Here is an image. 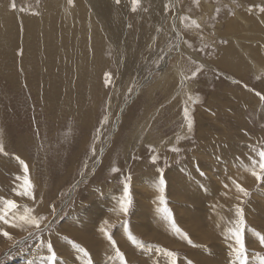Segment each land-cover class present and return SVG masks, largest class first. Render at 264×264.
Returning a JSON list of instances; mask_svg holds the SVG:
<instances>
[{
  "label": "rangeland",
  "instance_id": "374dc122",
  "mask_svg": "<svg viewBox=\"0 0 264 264\" xmlns=\"http://www.w3.org/2000/svg\"><path fill=\"white\" fill-rule=\"evenodd\" d=\"M59 1L61 4L62 0ZM120 1L121 6L116 0H103L106 6L104 23L109 25L113 23L109 21V17H113L116 8L126 3L123 7L125 11L121 13L118 11L119 14L116 12V16L114 15L116 20L122 21L126 29L119 41L121 34H116L114 40L105 39L104 30L100 29L98 24L93 30L89 29L84 33V27L78 20L75 21L78 18L76 15L72 22L64 23L61 5L56 15V19L59 20L55 19L54 28L58 32H69V35L54 46H50L51 53L38 55L41 48H38V41L34 38L31 40L35 41L36 47L28 48L21 45V39L23 38L25 43V37L23 29L18 27L15 21L10 25L17 26L21 39L17 38V29L8 27L7 31L0 32V142L4 146V151L0 152V197L15 200L20 205L18 215L22 214L25 208H29L34 210L33 214L47 217L40 230L28 228V231H34V235L21 244H15L14 241L26 237L27 231L20 232L21 229L0 222V228L10 232L14 238L9 241L0 236L2 243L0 264L17 263L20 259H24L20 264H49L47 260L50 255L47 248L49 243L57 254V264H121L115 248L99 229L103 226L116 241V247L124 254L127 264H142L145 257L154 259L155 256L167 260V264H170L163 249L177 253V264L189 262L198 264L185 255L183 250L187 248L180 246L181 242L178 239L180 234L170 228L168 221H165L168 225L163 222H157L152 226L148 224L154 221L152 217L154 214L160 219L162 217L157 211L161 207L159 202L161 178L166 182L164 196L168 207L180 229L183 227L179 225L180 220L175 214L174 207L181 206L180 210L185 212H195V209L192 207L186 209L185 207L189 205L185 199L183 202L173 204L176 201L168 197L171 196L169 193L171 190L181 189L179 191L182 195L185 194L182 189L187 185V190L192 193L198 190L204 193L202 204H208L204 207L209 213L213 212L214 208L211 206L216 203L219 211L223 208L224 231L229 230V233L238 220L236 204L243 200L239 206L243 208L247 222L246 232L253 230L245 235L246 246L250 250L249 253L252 251L256 253L249 255L248 263L259 260V256H264V245H261L259 239H256L257 241L252 239L250 242L249 234L253 232L255 235L256 233L263 235L262 230L254 228L251 223L263 220L264 216L259 217L255 206H250L249 203L255 193L261 192L264 198V184L258 181L252 185L248 190L250 196L244 198L235 191L233 179L240 184L239 176L244 173L240 167L241 160L247 165L242 155L247 153V156L251 153L248 157L254 156L258 159L256 152L264 148V100L257 95V93L264 95V72L253 74L254 77L251 74L252 77L249 76L247 80L248 72L245 69L241 72L239 70L222 72L213 64L222 59V53L219 51L226 45L228 49L224 51L234 56L231 49L233 44H229V41L236 35L232 31L238 30L243 32L245 37L253 35L248 38L257 43L255 46L262 49V52L260 51L262 55H259L264 57V12L260 10L264 7V0H194L193 9H190L193 6L190 0H164L161 5H157L159 1L154 3L153 0H139V4L133 3V0ZM13 3L16 5L15 9L12 8ZM48 3L49 0H0V5H3L0 11V24L6 22L1 21V18L7 19L9 11L10 15L15 14L13 17H22L23 20L25 16L41 17ZM151 3L154 6H151ZM73 5L74 0L71 3L67 0L66 9L70 10ZM27 6L33 11L26 10ZM153 7L156 8L154 12ZM140 9L142 11L138 12ZM147 12L150 14L146 15ZM81 16L86 18L87 23H91L93 12L89 8L88 12ZM172 25H177L176 29ZM227 28L232 30L228 31ZM4 37L7 42L3 40ZM92 37L104 39L105 45L104 43L91 45ZM118 45L121 48H116ZM45 55L49 58L47 59ZM226 57L224 55V58ZM198 59L204 63H200ZM181 66L182 70L179 68ZM247 68L250 70L249 64ZM193 72H196L194 82L198 84L197 86L193 83ZM181 75L185 76L186 82L181 79ZM192 84L195 86L193 89ZM208 104L216 108L213 110L214 113L207 109ZM185 109L188 110V118L194 122L191 132L188 130ZM215 110L220 111V116L216 115L218 112ZM184 129L187 134L182 136L180 131ZM138 130L142 133L140 136L136 132ZM136 136L140 137L139 142H136ZM216 139H220L221 142L217 153L222 156L219 163L212 159L216 153L210 149L216 147ZM199 140H202V143L198 145ZM231 142L236 143L234 146L238 147L237 152L228 148V143ZM157 143L161 148L155 146ZM206 147L213 154H210L208 164H201L199 158L208 153ZM173 148L179 151H172ZM194 155L196 160L194 159L195 162L192 164L190 158ZM153 156L158 157L155 162L152 160ZM24 164L27 165V172ZM179 168L181 174L186 171V179L185 176H181L188 184L183 183L180 174L175 176L173 173L172 170L179 173ZM170 172L172 175L169 176ZM146 173L147 176L154 175L155 179L147 182ZM171 176H175L172 181ZM126 177H130L127 183L133 202L128 214L116 222L110 218L113 215H120L117 212V209L121 212L120 206L113 210L112 207L114 198L121 200L124 195ZM28 180L34 186L32 191L35 199L17 195L18 192L25 190V182ZM214 184L219 190L215 194L217 200L211 203V199L208 201L204 195L208 192L207 188L210 192ZM225 185L229 187L226 188ZM137 186L150 191L138 194L141 190ZM151 191L153 194H150ZM218 192H223L221 199L217 198ZM229 195H233L232 203H226ZM136 196H140L141 201L146 204L145 210L148 211L143 212L142 217L147 214L145 218L147 222L149 221L143 223V226L155 227L158 230L168 228L176 234L180 243L177 240L167 243L174 246L178 244L177 247L181 248H172L159 241L147 240L134 230L132 212L137 209L134 198ZM175 196H179V193ZM152 200L154 201L149 203ZM262 200L264 199L259 201ZM94 205L99 207L98 213L91 211ZM207 206H210L209 209ZM207 211H204V214L210 215L211 213ZM89 213L92 215L88 216ZM142 220L145 221L144 217ZM104 221L108 223L105 224ZM83 226L85 227L82 228ZM123 226H126V232L124 238H119L117 232H121ZM129 231L142 242L143 247L134 245L129 240ZM183 232L187 231L183 228ZM186 234L193 240L192 244H189L185 237L181 241L186 246L199 249L200 246H193L197 245L193 237H190L188 232ZM218 241L216 242L220 244L221 241ZM232 242L233 245V238ZM77 246L85 249L87 255L79 251ZM228 248L230 247L224 244L225 252L231 257ZM67 250H70L71 256L66 255ZM202 251L209 256V249L204 247Z\"/></svg>",
  "mask_w": 264,
  "mask_h": 264
},
{
  "label": "bare ground",
  "instance_id": "6f19581e",
  "mask_svg": "<svg viewBox=\"0 0 264 264\" xmlns=\"http://www.w3.org/2000/svg\"><path fill=\"white\" fill-rule=\"evenodd\" d=\"M50 1V3H48V4H46V9H45V11L43 12V14L41 15V17H37V16H30V17H27V16H25L24 17V20H23V18L22 17H18L17 18V16L16 17H13V16H15V14L14 13H11V15H10V11H9V14L7 13V19H5V18H1V21H6L5 23L3 22V23H1L0 24V32H5V31H7L8 30V27H11V28H13V29H17V26L18 27H21L23 30V35H24V37H25V43H23V38L21 39V35H20V33H19V31L20 30H18L17 29V38L18 39H21V42L22 43H20L21 45H24V46H27L28 48L29 47H31V46H34V42L31 40V38H34L35 40H37L38 41V45H39V49L41 48V52L38 54V55H40V54H45V53H51L50 52V50H49V47L50 46H54L55 45V43H57L58 41H61V39L62 38H64V37H66L67 35H69V32H58V31H55V28H54V24H55V19H56V15H57V11L59 10V8L62 6V13L64 14V18L62 19V21L64 22V23H66V22H72L73 21V17L76 15L78 18L75 20V21H79V23L81 24V26L82 27H84V33H87V31L89 30V29H91V30H93L96 26H97V24L99 25V27H100V29L102 28L103 30H104V38L105 39H109V38H112L113 40L115 39V35L116 34H121V37L118 39V41L119 40H121V38H122V36H124V33H125V28H124V26L122 25L123 23H122V21L121 20H116L115 18H114V15H115V13L117 12V15L119 14V12L121 13V11H125L124 9H123V7L124 6H126V3H123V6L122 7H120V8H116V5H115V8H116V12L113 14V17H109V21H112L113 23L111 24V25H109V24H105L104 23V21H105V17H106V6H105V3L103 2V0H85L86 1V3H85V1L84 0H74V5H73V7L69 10V9H66V5H67V0L65 1V0H62V2H61V4H60V1L59 0H49ZM81 1H84V3L83 2H81ZM148 1V0H147ZM157 1V2H156ZM158 1H159V4H157V5H161L162 4V2H164V0H153V2L154 3H158ZM48 2V1H47ZM121 2V1H120ZM140 2V1H139ZM122 3V2H121ZM121 3H119V6H121L120 4ZM142 3V2H141ZM202 3V2H201ZM205 3V2H204ZM145 4V3H144ZM190 4H195L194 3V0H190ZM189 4V5H190ZM61 5V6H60ZM93 7H92V6ZM151 6L153 5L154 6V4H150ZM3 5H0V11L3 9V7H2ZM85 6H88L89 8H90V10L93 12V18H92V21H91V23H87V21H86V18L85 17H83V16H81V14H84V13H87L88 12V10H89V8H87V7H85ZM145 6V5H144ZM150 6V7H151ZM207 6V5H206ZM210 6V5H209ZM135 7V6H134ZM140 7V6H139ZM142 7V6H141ZM115 8H114V10H115ZM194 8V5L192 6V7H190V9H193ZM208 8V7H207ZM206 8V9H207ZM155 7H153V12L155 11ZM189 9V10H190ZM212 9V8H211ZM26 10H30V11H33V9H31V7L30 6H27L26 7ZM208 10H209V8H208ZM119 11V12H118ZM139 11H142L141 9L140 10H138V12ZM144 11V10H143ZM147 11V10H146ZM148 12H149V9H148ZM147 12V13H148ZM141 13V12H140ZM125 14V13H124ZM142 14H145V13H142ZM141 14V15H142ZM150 13H148V14H146V15H149ZM28 15V14H27ZM10 16V17H9ZM116 16V15H115ZM118 17V16H117ZM116 17V18H117ZM119 19H120V17H118ZM117 18V19H118ZM148 18V17H147ZM56 20H59V19H56ZM234 20V19H233ZM15 21V23L17 24V26H14V25H10V23L11 22H14ZM238 22V21H237ZM126 23V22H125ZM239 23V22H238ZM237 23V24H238ZM235 24V23H234ZM10 25V26H9ZM128 25V24H127ZM177 25H179V24H177ZM177 25H175V26H173L172 25V27H174V29H176L175 27H177ZM153 26V25H152ZM242 26V25H241ZM245 26V25H244ZM169 27V26H168ZM246 27V26H245ZM148 28H149V26H148ZM147 28V29H148ZM151 28V27H150ZM243 28V27H242ZM20 29V28H19ZM30 30V31H29ZM227 30L228 31H231L232 30V28H227ZM245 30V29H244ZM146 31V30H145ZM217 31V30H216ZM243 31V30H242ZM162 32V31H161ZM232 32H234L235 34V36L234 37H231L230 38V41H229V44H233V47L231 48L232 49V52L234 53V56L232 57V54L230 53V52H228V51H224V50H227L228 49V45H226V47H221L220 48V53H222V59L221 60H217L213 65H217V67L218 68H220L221 70H222V72L223 71H226V70H232V71H237V70H239L240 72L241 71H243L244 69L247 71V72H256V74H259L258 73V71H259V68L260 67H262V65L261 64H263L264 63V58H262V56H260V55H262L261 54V52H262V49L261 48H259V47H256L255 46V44H257L255 41H251V39H249L248 38V36H253L252 34H250V35H248L247 37H245V34H242L243 32H241V31H232ZM34 33H36L35 35H33ZM146 33V32H145ZM219 33V32H218ZM245 33H247L246 31H245ZM182 34V33H181ZM33 35V36H32ZM36 35H37V38H36ZM149 35V34H148ZM150 36V35H149ZM161 36V35H160ZM221 36V35H220ZM230 36H231V34H230ZM238 38H237V37ZM125 38V37H124ZM17 39V40H18ZM3 40H5V42H7V39L4 37V39ZM122 40H124V39H122ZM2 41V40H1ZM146 42V41H145ZM159 42V41H158ZM94 43H100L101 45L104 43V45H105V40L104 39H101V38H99V37H97V38H95V37H92V39H91V45H94ZM119 43V42H118ZM215 43V42H214ZM216 43H218V41H216ZM234 43H236L235 45H234ZM0 44H1V42H0ZM2 44H3V42H2ZM8 44V43H7ZM35 45H37V44H35ZM103 45V46H104ZM102 46V47H103ZM161 46V45H160ZM230 46V45H229ZM236 46H237V49L235 50V48H236ZM256 48H254V47ZM34 47H36V46H34ZM182 47V46H181ZM116 48H121V46L120 45H118ZM184 48V47H183ZM230 48V47H229ZM234 48V49H233ZM78 49V48H77ZM264 50V49H263ZM72 51V50H71ZM258 51H259V53H258ZM261 51V52H260ZM64 52V51H63ZM104 52V51H103ZM191 53V52H190ZM80 54V53H79ZM185 54V53H184ZM254 54V55H253ZM260 54V55H259ZM78 55V54H77ZM154 55V54H153ZM224 55H226L227 57L226 58H224ZM46 56V58L48 59L49 58V56L48 55H45ZM220 58V57H219ZM219 58H217V59H219ZM81 59V58H80ZM202 60H204L203 58H201ZM191 60H192V58H191ZM199 61H200V63H204L203 61H201L200 59H198ZM85 61V60H84ZM205 61V60H204ZM208 61V60H207ZM206 61V62H207ZM76 62V61H75ZM183 62V61H182ZM59 63V62H58ZM78 63V62H77ZM84 63V62H83ZM209 63H210V61H209ZM82 64V63H81ZM101 64V63H100ZM199 64V63H198ZM247 64H249L250 65V70L247 68ZM165 65V64H164ZM178 65L180 66V62H178ZM210 65V64H209ZM220 65V66H219ZM222 66V67H221ZM125 67V66H124ZM211 67V66H210ZM181 70H182V66L181 67H179ZM264 69V68H263ZM15 70H17V69H15ZM36 70V69H35ZM181 70H180V72H181ZM234 71V72H235ZM261 71V70H260ZM263 71V70H262ZM178 73V72H177ZM182 73V72H181ZM246 73V72H245ZM183 74V73H182ZM224 74V73H223ZM234 75V74H233ZM101 76H102V74H101ZM30 77V76H29ZM165 77V76H164ZM248 77V76H247ZM183 78V79H182ZM241 78H244V77H241ZM181 79L184 81V82H186V78H185V76L183 75H181ZM193 79V83H194V85H198L196 82H194L195 81V78H192ZM171 80V79H170ZM174 80V79H173ZM210 80V79H209ZM189 81H187V83H188ZM198 82V81H197ZM190 83V82H189ZM73 84V83H72ZM168 84V83H167ZM193 85V84H192ZM193 85V87H192V89L195 87ZM6 86V85H5ZM184 86V85H183ZM44 87V86H43ZM91 88V87H90ZM180 88H182V86L180 87ZM198 88V87H197ZM44 89V88H43ZM183 89H185V88H183ZM193 91V90H192ZM195 91H197L196 89H195ZM242 91V90H241ZM42 92V91H41ZM179 92V91H178ZM236 92H238V91H236ZM192 93V92H191ZM231 93V92H230ZM184 94V93H183ZM175 95V94H174ZM182 95V94H181ZM189 95V94H188ZM248 95V94H247ZM249 95H250V93H249ZM6 96V95H5ZM29 97V96H28ZM91 97V96H90ZM94 98H95V95L93 96ZM92 97V98H93ZM220 98H222L223 99V97H220ZM245 99H246V97H245ZM185 100V99H184ZM219 100V99H218ZM37 101V100H36ZM221 101V100H220ZM243 101V100H242ZM184 103H185V101H184ZM209 103V102H208ZM38 104V103H37ZM238 104V103H237ZM186 105V104H185ZM192 105V104H191ZM215 105V104H214ZM218 105H221V104H218ZM43 106V105H42ZM139 106V105H138ZM145 106V105H144ZM238 106V105H237ZM125 107V106H124ZM168 107V106H167ZM174 107V106H173ZM217 107V106H216ZM220 107V106H219ZM177 109V108H176ZM202 109V108H201ZM207 109L208 110H210V112H213V110L214 109H216V108H212V104H208L207 105ZM150 110V109H149ZM199 110V109H198ZM243 110V109H242ZM151 111V110H150ZM216 111V115L217 116H220L219 114V110H215ZM223 111V110H222ZM42 112V111H41ZM171 112V111H170ZM214 113V112H213ZM228 113V112H227ZM212 115V114H211ZM215 115V114H214ZM226 115V114H225ZM202 116H204V115H202ZM123 117V116H122ZM219 118V117H218ZM36 119V118H35ZM206 119V118H205ZM223 119V118H222ZM211 121V120H210ZM218 121V120H217ZM216 122V121H215ZM128 124V123H127ZM219 124V123H218ZM221 125V124H220ZM219 125V126H220ZM127 126V125H126ZM168 126V125H167ZM121 127V126H120ZM132 127V126H131ZM146 127V126H145ZM216 127H218V125H216ZM239 127V126H238ZM163 128V127H162ZM186 128V127H185ZM198 128H201V126H198ZM204 129V128H203ZM227 130V129H226ZM4 132V131H3ZM137 133H139V136L142 134V133H140V130H138V131H136ZM148 132V131H147ZM162 132V131H161ZM195 132V131H194ZM199 132V131H198ZM146 133V132H145ZM149 133V132H148ZM148 133H147V135H148ZM154 133V132H153ZM180 133H181V135L183 136V135H185V133H186V130L184 129V130H182V131H180ZM56 134V133H55ZM187 134V133H186ZM135 135V134H134ZM146 135V134H145ZM179 135V134H178ZM131 136H133L132 134H131ZM193 137V136H192ZM197 137V136H196ZM195 137V138H196ZM136 138H137V136H136ZM146 138V137H145ZM160 138V137H159ZM162 138V137H161ZM173 138V137H172ZM241 139V138H240ZM20 140V139H19ZM57 140V139H56ZM139 140H140V137L139 138H137V140H136V142H139ZM175 140H177V137L175 138ZM142 141V140H141ZM167 141H168V139H167ZM135 142V143H136ZM166 142V141H165ZM169 142V141H168ZM216 143H217V145H215L216 147H213V149H212V147L210 148L212 151L213 150H215V155L210 151V149L208 150V148L206 147V150L208 151V153L207 154H205L203 157H201V158H199L200 159V161L201 162H199V163H201V164H203V163H209V160H208V158H209V156H210V154L212 153L213 154V156H212V159L215 161V163H219L220 162V158L222 157V156H219V155H217V153L219 152V150H218V148L220 149V147H221V142H220V139H216V141H215ZM255 142V141H254ZM107 143V142H106ZM151 143V142H150ZM177 143V142H176ZM193 143V142H192ZM197 143H198V145L199 144H201L202 143V140H199V141H197ZM158 144V143H157ZM230 144H233V145H230ZM234 144H236V143H228V148H231L232 149V151L233 152H235L237 149H238V147L237 146H234ZM138 145V144H137ZM142 145V144H141ZM183 145V144H182ZM223 145H225L224 144V142H223ZM223 145H222V147H223ZM86 146V145H85ZM106 146V145H105ZM156 147H158V148H161V146H159V144L158 145H155ZM211 146V145H210ZM209 146V147H210ZM218 146V147H217ZM226 146V145H225ZM239 146H240V144H239ZM140 147V146H139ZM83 148V147H82ZM134 148H136V146H134ZM178 148V147H177ZM226 148V147H225ZM227 148V149H228ZM103 149V148H102ZM101 149V150H102ZM104 149H105V147H104ZM103 149V150H104ZM136 149H139V148H136ZM230 149V150H231ZM105 151V150H104ZM173 151V150H172ZM188 152V151H187ZM203 152V151H202ZM214 152V151H213ZM237 152V151H236ZM41 153V152H40ZM39 153V154H40ZM111 153V152H110ZM163 153V152H162ZM191 153V152H190ZM232 153V152H231ZM130 154V153H129ZM182 154H183V152H182ZM193 154V153H192ZM246 154L247 153H244L242 156H244L245 157V159H246V162H247V165L246 164H244L242 161L243 160H241V165H240V167H241V169L243 170V175L242 174H240L241 176H239V181H240V184L244 187V188H246L247 190H249L250 189V187L252 186V185H254V184H256L258 181L255 179V177H253L251 174H250V172L249 171H247L246 170V168L248 167V166H250V161L253 159V158H255L254 156H253V158L252 157H248V155L249 154H251V153H249L247 156H246ZM136 155H137V152H136ZM191 155V154H190ZM197 155V154H196ZM196 155H194V156H192L191 158H190V162H192V164H193V162H195L194 161V159H195V156ZM129 156V155H128ZM182 156V155H181ZM202 156V155H201ZM131 157V156H130ZM177 157H178V155H177ZM199 157V156H198ZM236 157V156H235ZM133 158L134 159H136V157L133 155ZM234 158V157H233ZM55 159V158H54ZM177 159V158H176ZM179 159V158H178ZM236 159V158H235ZM242 159V158H241ZM196 160V159H195ZM218 160V161H217ZM137 161V160H136ZM174 161V160H173ZM217 161V162H216ZM104 162V161H103ZM128 162V161H127ZM28 163V162H27ZM100 163V162H99ZM110 163V162H109ZM129 163V162H128ZM184 163V162H183ZM132 164V163H131ZM98 165V164H97ZM128 165V164H127ZM219 165V164H218ZM39 166V165H38ZM140 166V165H139ZM185 166V165H184ZM206 166V165H205ZM237 166H239V165H237ZM236 166V167H237ZM138 167V166H137ZM191 168V167H190ZM202 168V167H201ZM174 169V168H173ZM183 169H184V167H183ZM240 169V168H239ZM80 170V169H79ZM135 170V169H134ZM155 170V169H154ZM208 170V169H207ZM221 170V169H220ZM241 170V171H242ZM173 171V173H175V176L177 175V174H180V176L181 175H183V176H185V179H186V177H187V174H186V171L185 170H183V171H185L183 174H181V168H179L178 169V171H179V173L178 172H176L175 170H172ZM215 171V170H214ZM230 171V170H229ZM232 171V170H231ZM144 172V171H143ZM192 172V171H191ZM83 173V172H82ZM151 173V172H150ZM156 173V172H155ZM172 172H170V174H169V176L170 175H172L171 174ZM207 173V172H206ZM217 173V172H216ZM218 173H220V171L218 172ZM237 173V172H236ZM140 174V173H139ZM147 174L148 173H146V177H147V179H145L147 182H149V181H151V180H153V179H155V176L153 175V177L151 176V175H148L147 176ZM208 174L210 175V173L208 172ZM229 174V173H228ZM175 176H171V181L175 178ZM183 176H181V178L183 177ZM201 176V175H200ZM145 177V178H146ZM204 177V176H203ZM228 177V176H227ZM238 177V176H237ZM198 178V177H197ZM233 178V177H232ZM157 179H159L158 177H157ZM185 179L184 178H182V180H183V183H185V184H188L187 183V181H185ZM235 179H236V177H235ZM202 180V178H200V181ZM234 180V179H233ZM109 181V180H108ZM137 181H139V180H137ZM145 181V182H146ZM179 180H176V182H178ZM105 182V181H104ZM196 182V181H195ZM215 182H216V180H215ZM181 183V182H180ZM260 183V182H259ZM264 184V183H263ZM218 185V184H217ZM230 185V184H229ZM155 186V185H154ZM216 185L214 184V187L213 188H211L210 189V192H209V188H207L208 189V192H207V194H205L204 196L205 197H207V199H208V201L211 199V203H215V200H217L216 199V196H215V194L217 193V191L219 190V188H217V186L215 187ZM138 187V186H137ZM166 187V186H165ZM229 187V186H228ZM135 188V187H134ZM157 188V187H156ZM184 189H182V191H183V193L185 192V194H182V195H180V191L179 190H181V189H179V190H171V191H169V193L171 194V196L169 195L168 197L170 198V199H173V200H175L176 202L175 203H173V204H177V202L178 203H180V202H183V200L185 199V200H187V205H189L188 207H185L186 209L187 208H189V207H192L193 209H195V212H185V211H182V210H180L181 208V206H175L174 207V211H175V214H177V217H179V225H181V227H183L184 228V230L185 231H187L191 236L190 237H193V239L195 240L194 242H195V244H197L198 246H200V248L199 249H197V248H191V247H189L190 245H188V246H186L185 245V243H183L181 240H182V238L184 237L183 235H181L180 234V236H179V240H180V242H179V240H177V236H176V234L174 233V232H171L168 228L165 230V228L163 229V230H158V229H156L155 227H150V228H145L144 226H143V223H148L147 222V220H146V218L145 217H147L146 215L145 216H143L144 217V219H145V221H143L142 219H143V217H142V215H144L143 214V212L144 213H147L148 211L147 210H145V207H146V204L143 202V201H141V198H139L140 196H136V197H134L135 198V202H136V204H135V207L137 208L136 210H134V212H132V214H133V217H132V219H133V222H132V227L134 228V230L136 231V232H138V233H140L144 238H146L147 240H155V241H159L160 243H164V244H168L169 246H171L172 248L173 247H177V245L176 246H174V245H171V244H169V243H167V242H175V240H177V242H179L180 243V246L181 247H184V248H187L186 250L184 249L183 251H185V255L188 257V258H190L191 260H194L196 263H198V264H234V261H235V258H234V256L233 255H231V257H228V254L225 252V249H224V244L226 245V246H228V247H230L231 245H232V233H229V230L228 229H226V230H228L227 232H225L224 231V224H225V219L223 218L224 216H222V209H221V211H219V209H218V205H217V203L215 204V205H213V206H211V207H213L214 209H213V212L210 214L206 209L207 208H205L204 206H206V205H208V204H206V205H203L202 204V199H203V194L204 193H201V191H195V192H193L192 193V191H188L187 189H188V186L187 185H185L184 187H183ZM253 188H254V186H253ZM103 189V188H102ZM138 189L139 190H141V191H138L137 190V188H136V190L138 191V194H143V193H148V191L147 190H149V189H141V188H139L138 187ZM173 189H175V188H173ZM234 189H235V187H234ZM132 190H134V189H132ZM154 190V189H153ZM152 190V191H153ZM224 190V189H223ZM13 191V190H12ZM56 191V190H55ZM117 191V190H116ZM135 191V190H134ZM150 191V190H149ZM152 191L150 192V194H153L152 193ZM235 191H237V190H235ZM1 192V191H0ZM154 193H155V191H153ZM186 192H188V194L186 193ZM229 192V191H228ZM258 192V191H257ZM160 193V192H159ZM177 193H179V196H175V195H177ZM219 193V192H218ZM11 194V193H10ZM134 194V193H133ZM261 192H258V193H255L254 194V196H253V200H251V202L249 203V205L250 206H255V208H256V210H257V215H259V217L260 216H264V200H262V201H259L260 199H264L262 196H261ZM7 195H9L8 193H7ZM54 195V194H53ZM115 195H116V193H115ZM145 195V194H144ZM156 195V194H155ZM223 195V192L221 193H219L218 194V199H221V196ZM118 196V195H117ZM133 196H135V194L133 195ZM115 197V196H114ZM249 197V196H248ZM210 198V199H209ZM229 200L228 201H226V203H232L233 202V195L232 196H230L229 195ZM241 198V197H240ZM151 199V198H150ZM249 199V198H248ZM204 200V199H203ZM120 200L117 198V197H115L114 198V205H113V207H112V210L116 207V206H119V202ZM154 200H152V201H150L149 203H151V202H153ZM240 202H238L236 205H239V204H241V202L243 201V200H239ZM109 202H112V201H109ZM204 202V201H203ZM219 202V201H218ZM210 203V202H209ZM104 205H105V203H104ZM148 205V204H147ZM150 205V204H149ZM247 205V204H246ZM232 206V205H231ZM103 207V206H102ZM153 207V206H152ZM151 207V208H152ZM208 207V209H209V207L210 206H207ZM254 208V207H253ZM41 209V208H40ZM98 209H99V207H96L95 205H94V207H93V209L91 210V211H93L94 213H98L99 211H98ZM130 209V208H129ZM249 209H251V208H249ZM90 210V209H89ZM116 210V209H115ZM254 210V209H253ZM255 210V211H256ZM60 211H61V209H60ZM104 211H106L105 209H104ZM146 211V212H145ZM204 211L206 212H208L210 215H206V214H204ZM209 211H212V210H209ZM245 211H247V210H245ZM252 211V210H251ZM72 212V211H71ZM76 212V211H75ZM117 212L120 214V215H117V216H112L110 219H114V220H116V222H118V221H120L121 219H123L124 218V216H125V214L121 211V212H119V210L117 209ZM142 212V213H141ZM150 212H151V210H150ZM149 212V213H150ZM45 213V212H44ZM61 213V212H60ZM256 213V212H255ZM78 214V213H77ZM152 214V213H151ZM151 214H149V215H151ZM226 214V213H225ZM252 214H254V213H252ZM251 214V215H252ZM79 215V214H78ZM85 215V214H84ZM87 215V214H86ZM90 215H92L91 213H89V215L88 216H90ZM103 215H105V214H103ZM227 215V214H226ZM97 216V215H96ZM253 216H255V215H253ZM58 217V216H57ZM151 217V216H150ZM153 218V222L152 223H148L149 225H151L152 226V224L154 225V224H156L157 222H163V223H165L166 225H168L165 221L166 220H164V219H162V217H161V219H160V217L159 216H157V214L155 215H153L152 216ZM127 218V217H126ZM258 218V217H257ZM149 220H150V218H148ZM84 220V219H83ZM91 220V219H90ZM89 220V221H90ZM96 220V219H95ZM114 220H112V221H114ZM209 220V221H208ZM111 221V222H112ZM85 222V221H84ZM110 222V223H111ZM73 223V222H72ZM89 223V222H88ZM96 223H97V221H96ZM109 223V224H110ZM160 223V224H161ZM170 223V222H169ZM80 224V223H79ZM98 224V223H97ZM100 224V223H99ZM108 224V225H109ZM178 224V223H177ZM81 225V224H80ZM91 225H92V221H91ZM251 225L254 227V228H257V229H261L262 230V232H263V235H264V218H263V220H259V221H252V223H251ZM60 226V225H59ZM86 226V225H85ZM85 226H83L82 228H84ZM148 226V225H147ZM161 226H162V224H161ZM192 226V227H191ZM234 226V225H233ZM92 227V226H91ZM90 227V228H91ZM104 227V226H103ZM180 227V226H179ZM68 228V227H67ZM123 228V230L120 232V231H118L117 232V237H119V238H124V234H125V232H126V226L124 227H122ZM183 228H181V230H182V232H183ZM227 228V227H226ZM89 229V228H88ZM99 229H101V228H99ZM232 229V228H231ZM73 231V230H72ZM248 231H253V230H248ZM247 231V232H248ZM260 231V230H259ZM20 232H22V230L20 231ZM43 232V231H42ZM186 232V233H187ZM220 232V233H219ZM224 232V233H223ZM247 232L245 233V235L247 234ZM93 233V231L91 232V234ZM184 233V232H183ZM70 234V233H69ZM89 234V233H88ZM87 234V235H88ZM91 234H90V236H91ZM137 234V233H136ZM84 236V235H83ZM86 236V235H85ZM123 236V237H122ZM82 237V236H81ZM84 238V237H83ZM86 238H88V237H86ZM93 238V237H92ZM89 239V238H88ZM247 239H248V237H247ZM252 239H259V237H257L256 235H255V233H253V232H250V234H249V240H250V242L252 241ZM83 240V239H82ZM87 240V239H86ZM95 240V239H94ZM118 240V239H117ZM217 240H219V241H221L220 242V244H218L216 241ZM255 240H253V241H255ZM100 241H101V239H100ZM104 241V240H103ZM193 241V240H192ZM218 241V242H219ZM257 241V240H256ZM99 242V241H98ZM223 242V243H222ZM88 242H85V244H87ZM95 243H97V242H95ZM144 243V242H143ZM0 244H2L1 243V240H0ZM105 244V243H104ZM173 244V243H172ZM253 245V244H252ZM161 245H159V247H160ZM36 247V246H35ZM56 247V246H55ZM88 247V246H87ZM167 247V246H166ZM181 247H177V248H181ZM204 247H206L207 249H209V251H210V253H209V256L208 255H205L204 253H203V248ZM64 248V247H63ZM168 248V247H167ZM59 249V248H58ZM76 249V248H75ZM110 249V248H109ZM103 250V249H102ZM175 250V249H174ZM228 251H230V248H228L227 249ZM70 250H67L66 251V255H69V256H71V252H69ZM181 251V250H180ZM182 251V252H183ZM250 251V250H249ZM78 252V251H77ZM145 252V251H144ZM154 253V252H153ZM32 254V253H31ZM103 254V253H102ZM155 254V253H154ZM252 254L253 255H256V253L254 252V251H252L251 253H249V255L250 256H252ZM30 255V254H29ZM183 255V254H182ZM42 257V256H41ZM156 258V259H155ZM252 258H255V257H252ZM28 259H30V258H28ZM39 259V258H38ZM45 259V258H44ZM139 260V259H138ZM23 261H24V259H20V262H17V263H13V264H20L21 262L23 263ZM30 261V260H29ZM32 261V260H31ZM34 261V260H33ZM100 261V260H99ZM167 260H163L162 258H160V257H157V256H155L154 257V259H151V258H149V257H145L144 259H143V261H142V264H167V262H166ZM184 261V260H183ZM183 261H181V262H183ZM187 262V261H186ZM236 262V261H235ZM28 263V262H27ZM76 264V263H75ZM186 264V263H185ZM235 264H238V262H236ZM248 264H260V261L259 260H254V262H252V263H248Z\"/></svg>",
  "mask_w": 264,
  "mask_h": 264
},
{
  "label": "snow or ice",
  "instance_id": "6c2138e0",
  "mask_svg": "<svg viewBox=\"0 0 264 264\" xmlns=\"http://www.w3.org/2000/svg\"><path fill=\"white\" fill-rule=\"evenodd\" d=\"M69 2L71 3L72 0H69ZM116 3L119 4L120 0H116ZM133 3L139 4V0H133ZM15 7L16 5L15 3H13L12 8L15 9ZM260 10L261 12H264V7H261ZM35 14L38 15V13H35ZM193 23L195 24V21H193ZM196 26L199 27L198 24ZM197 71H199V69H197ZM195 76H196V72H193L192 78H195ZM109 77H110V74H109ZM257 95L260 96V99L264 100V95H261L260 93H257ZM185 117L188 118L187 109H185ZM193 123H194L193 120L191 118H188V130L190 132L192 131ZM172 150L179 151V149L177 148H173ZM3 151H4V146L2 142H0V152H3ZM93 152L95 153V149H93ZM256 157H258V159L253 158L250 161V166H248L246 170L249 171L250 174L253 177H255L257 181H259L260 183H264V148H261L260 150L256 152ZM157 158L158 157L153 156L152 157L153 162H155ZM21 163H23V161H21ZM24 168H25V171L27 172L28 169H27L26 164H24ZM113 171H119V169H113ZM128 180H130V177H126L125 186H124V195L121 198V200L118 202L120 206V210L125 215L128 214L129 208L131 207L132 202H133L130 189H129V185L127 183ZM165 184L166 182L164 181L163 178H161L159 181V192L161 193L159 197V202H160L161 207H159L157 211L161 213L162 218L164 220L170 222V228L175 233L183 235L185 239H187V242L189 244H192V240L188 238L187 234L183 233L182 230L177 226L175 219L173 217V214L171 212V209L168 207L167 200L164 196ZM233 184H235L237 192L240 193L242 197L247 198L248 196H250V192L246 188H244L241 184L237 183L235 180H233ZM25 185H26L25 190L18 192L17 195L27 196L31 199H35V196L32 191L34 186L32 185L31 181L30 180L26 181ZM225 187L227 188L228 186L225 185ZM0 205H2L0 206V222H2L5 225H8L9 227L18 228L23 231H27V236L21 240H15L14 241L15 244L24 243L29 237H32L34 235V231H28V228L31 227L34 230H40L41 224L43 223L44 220L47 219V217H40V216L33 214L34 210L29 209V208H25L23 210V213L18 215L17 213H18V210L20 209V205H18V203L12 199H4L0 197ZM53 211H55L54 207H53ZM235 211H236V216L238 217V220L236 221V225L232 229H230L232 233V238L234 240V244L230 246V253L231 255L234 256L235 261L238 262V264H248L249 250L246 246V240H245L247 222L244 218V211L242 207L237 205ZM9 217H11V219H9ZM104 223L107 224L108 222L104 221ZM100 231L104 232L108 241L115 248L116 255L121 261V264H127L124 254L119 250L118 247H116V241L113 239L112 235L109 232H107V230L103 227L100 229ZM256 235L259 236V242L261 243V245H264V235L260 233H256ZM0 236H3L9 241H12L14 239L10 232L2 228H0ZM128 238L134 245H139L143 247L142 242H140L131 233V231H129L128 233ZM193 246L198 247V245H194V244ZM77 247L79 251L84 252L85 255H87V251L85 249L80 248L79 246ZM47 248L50 252V255L47 257L49 264H57L58 257L51 243L47 245ZM162 251H164L167 254V257L170 260V264H177V260H178L177 253L169 251L167 249H163ZM258 258H259L260 264H264V256H259ZM189 264H191V262H189Z\"/></svg>",
  "mask_w": 264,
  "mask_h": 264
},
{
  "label": "crops",
  "instance_id": "0c3cea01",
  "mask_svg": "<svg viewBox=\"0 0 264 264\" xmlns=\"http://www.w3.org/2000/svg\"><path fill=\"white\" fill-rule=\"evenodd\" d=\"M262 58H264V57H262ZM261 65H262V67H260V68H259V71H258V73H259V72H264V69H263V68H264V64H261ZM260 70H261V71H260ZM262 70H263V71H262ZM251 74H252V76H253V74H256V72H254V71H253V72H248V74H247V75H248V77H249V76H250V77H252V76H251ZM248 77H246V78H247V80H249V78H248ZM253 77H254V76H253ZM243 94H244V93H243Z\"/></svg>",
  "mask_w": 264,
  "mask_h": 264
}]
</instances>
